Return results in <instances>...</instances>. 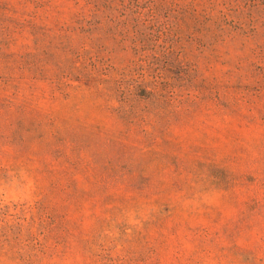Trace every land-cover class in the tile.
<instances>
[{
	"label": "rangeland",
	"instance_id": "374dc122",
	"mask_svg": "<svg viewBox=\"0 0 264 264\" xmlns=\"http://www.w3.org/2000/svg\"><path fill=\"white\" fill-rule=\"evenodd\" d=\"M99 1L0 0V264H264V0Z\"/></svg>",
	"mask_w": 264,
	"mask_h": 264
},
{
	"label": "trees",
	"instance_id": "16d2710c",
	"mask_svg": "<svg viewBox=\"0 0 264 264\" xmlns=\"http://www.w3.org/2000/svg\"><path fill=\"white\" fill-rule=\"evenodd\" d=\"M111 1L113 0H106V3H105V6L107 7V9L109 10H132V9H137V8H140L139 5H130V0H118L119 3H111ZM85 7H86V10L90 13H94V14H99V13H103L101 11L102 9V2L101 1H97V2H93V1H89V0H85ZM88 5V6H87ZM135 7V8H134ZM141 89V91H144L146 90V88L144 86H141V83L140 82H134V83H130L128 84V87H127V92L129 95H135V96H139V94L141 93H137V90ZM140 91V90H139ZM148 93H151L150 90H147Z\"/></svg>",
	"mask_w": 264,
	"mask_h": 264
}]
</instances>
